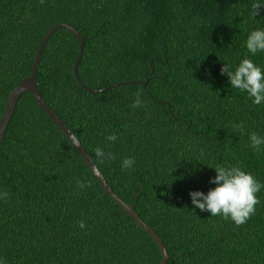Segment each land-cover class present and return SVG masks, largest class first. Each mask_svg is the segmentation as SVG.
Instances as JSON below:
<instances>
[{"label": "trees", "instance_id": "1", "mask_svg": "<svg viewBox=\"0 0 264 264\" xmlns=\"http://www.w3.org/2000/svg\"><path fill=\"white\" fill-rule=\"evenodd\" d=\"M253 0H0V119L10 92L30 74L39 42L58 24L35 74L38 91L91 159L102 148L115 159L96 167L112 191L134 207L163 242L166 264H264V188L244 225L195 209L216 165H239L264 184V104L220 74L245 57L264 71V53L246 39L264 28ZM136 93L145 106L130 105ZM245 124L241 135L232 125ZM117 135L115 142L106 137ZM135 164L123 170L124 158ZM90 181L81 190L76 181ZM0 258L5 264H159L157 244L104 194L65 135L23 94L0 144ZM87 227L80 229L78 221Z\"/></svg>", "mask_w": 264, "mask_h": 264}, {"label": "clouds", "instance_id": "2", "mask_svg": "<svg viewBox=\"0 0 264 264\" xmlns=\"http://www.w3.org/2000/svg\"><path fill=\"white\" fill-rule=\"evenodd\" d=\"M43 4L44 0H40ZM264 12V0H253L251 5V16L256 18ZM246 49L248 53L255 56L257 53H264V28L252 30L246 39ZM221 75H226L232 88L252 98L254 105L264 104V71L257 66L253 60L245 57L238 66L232 70V66L226 63L220 69ZM145 103L141 99V94L136 93L133 103L130 105L133 109L144 107ZM232 129L241 135L245 132V124L241 121L239 124H233ZM117 135L110 134L106 139L110 142L117 140ZM250 147L257 153L264 146V136L256 132L249 135ZM95 159H90L91 165L96 167L98 164L110 162L115 159L111 152H105L97 147L94 150ZM135 164V159L126 157L121 163L123 170H128ZM216 175L209 180V183L216 185L210 189L207 194L202 191H190L189 196L195 209L200 212H209L212 217H221L223 220H231L237 227L247 223V221L256 212V205L260 203L257 193L264 188L250 172H246L239 165L214 167ZM77 187L81 190L91 187L90 181H76ZM8 192H0V199L7 200ZM80 229L87 227L86 223L78 221ZM0 264H5L3 258H0Z\"/></svg>", "mask_w": 264, "mask_h": 264}, {"label": "water", "instance_id": "3", "mask_svg": "<svg viewBox=\"0 0 264 264\" xmlns=\"http://www.w3.org/2000/svg\"><path fill=\"white\" fill-rule=\"evenodd\" d=\"M67 29L69 30L75 39L77 40L79 46H78V54L76 57V60L72 67V74L74 76L75 81L77 84L87 93L90 94H96L101 93L105 91H109L117 86L121 85H129V84H138L143 87H145L147 81L139 82V81H127V82H120L117 84H113L111 86H108L106 88H102L99 90H93L85 86L77 73L78 65L81 61L82 55H83V48H84V38L77 32V30L66 23H58L54 26H52L48 32L43 36L41 41L38 44V47L36 49V53L32 62V66L30 69V74L27 78L23 79L8 95L4 111L2 113L1 119H0V144L4 138V135L6 133V130L8 128V125L10 123L11 117L13 115L14 109L16 107V104L19 100V98L23 94H31L37 104V106L42 110V112L56 125V127L65 135V137L70 141L72 146L75 148V150L79 153L80 157L86 164V166L89 168L93 176L98 181L99 185L101 186L104 194H106L111 200H113L120 208L121 210L126 213L130 218H132L137 226L142 229L145 233H147L151 239L157 244V247L161 254V259L159 264H166L169 260V255L167 253V250L161 241V239L157 236V234L149 227L135 212L134 207L131 205H128L125 203L121 198H119L110 188L106 180L104 179L103 175L99 172L97 167H93L90 162V156L85 151L83 146L81 145L80 141L75 137V135L69 130V128L65 125V123L53 112V110L47 105V103L43 100L41 97L38 88L37 83L35 80V74L36 70L39 64L41 52L48 41V39L52 36V34L57 29Z\"/></svg>", "mask_w": 264, "mask_h": 264}]
</instances>
